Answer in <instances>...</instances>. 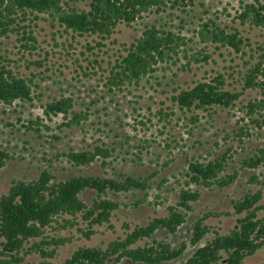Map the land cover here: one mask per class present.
<instances>
[{"label": "trees", "instance_id": "16d2710c", "mask_svg": "<svg viewBox=\"0 0 264 264\" xmlns=\"http://www.w3.org/2000/svg\"><path fill=\"white\" fill-rule=\"evenodd\" d=\"M198 0H0V41L15 36L20 47L29 55L37 46L36 26L44 15L52 23L58 24L64 32L78 37H96L97 47L103 46L119 31L121 25L127 27L142 20L144 16L169 10L187 13ZM264 30V0H255L240 7L232 25L222 27L214 20L202 21L197 35L203 44L214 45L216 50L231 49L249 59L244 60L246 72L241 78L240 91L230 86L223 75L218 74L203 81H197L187 88L178 87L171 100L173 106L184 115L193 113L189 121L195 125L199 119L197 112L209 116L219 109L235 108L245 91H254L257 96L241 107L249 126L264 127V42L253 46L239 27ZM185 38L176 34L170 27L157 20L145 24L142 33L129 45L123 44L114 62L108 61L106 82L108 92L122 91L127 86H138L162 65H176L181 59L187 60L182 70L189 69V62H208L210 55L201 50L190 55ZM206 48V47H205ZM249 49L247 53L246 49ZM87 49L93 48L87 45ZM98 56V55H97ZM101 68L98 60L93 61ZM103 62V60H102ZM40 67L38 61H27ZM91 63V62H90ZM14 60L0 55V102L11 106L16 101H32L35 74L27 77ZM71 97H62L44 105L47 118L62 115L68 120L66 127L78 126L87 114L73 110ZM157 112L159 122H166L172 110ZM212 112V113H210ZM245 119H242L244 121ZM41 121H30L31 126H39ZM30 126V128H32ZM166 127V125H164ZM243 135V126L240 127ZM37 131V130H36ZM248 134V133H247ZM141 149H145L142 145ZM113 148L96 145L91 150H69L58 154L73 167H87L100 162L102 167H112ZM137 162L140 158L133 154ZM231 157L223 153L210 161L189 160L185 173V186L175 204L167 207L163 216L152 217L145 225L126 226L125 237L110 241L106 248L79 247L61 264H108L119 263L124 259L134 264H173L180 259L189 246H198L205 237H213L181 264H243L246 258L254 255L264 246V179L254 175L250 184L259 186L239 199L231 201L232 209L226 212H204L194 223L189 242L182 241L178 246L166 240L154 238L159 230L176 234L186 223L193 203L201 194L190 185L206 189H224L235 183L239 171L256 169L264 164V147L257 149L252 156L240 162V169L226 173ZM13 157L0 148V171ZM157 172L145 176L114 174L111 177L99 175H77L57 179L49 169H44L37 178L17 180L0 197V264H23L26 258L38 255L40 261L29 264H51L61 246L72 241L71 237L50 235L51 231H65L77 228L85 238L96 233L95 227L109 224L121 203L108 197L109 193L126 194L140 192L147 194ZM159 187V186H158ZM161 187V186H160ZM95 193L88 204L83 193ZM144 200L140 201L143 202ZM139 202V203H140ZM138 202L135 205L139 204ZM221 216H237L236 226L227 233H220L206 223L208 219ZM84 227H79V225ZM142 243V244H140ZM264 264V263H263Z\"/></svg>", "mask_w": 264, "mask_h": 264}, {"label": "rangeland", "instance_id": "374dc122", "mask_svg": "<svg viewBox=\"0 0 264 264\" xmlns=\"http://www.w3.org/2000/svg\"><path fill=\"white\" fill-rule=\"evenodd\" d=\"M254 1L198 0L188 8L187 13L176 10L152 13L129 27L121 25L116 34L102 42L101 47L96 46L99 40L96 37H78L66 33L58 24L46 19V15L37 22V46L31 55L20 47L15 36L1 39L0 55L16 61L19 70L27 77H31V73L36 76L32 101H16L11 106L0 102V148L13 157L0 171V197L14 181L37 178L44 169L51 170L57 179L77 175L145 176L157 172L147 194L109 193L110 199L121 203L120 209L115 212L109 224L95 227L96 233L89 239L79 233L77 228L58 232L49 229L50 235L72 238L70 243L59 248L51 264H61L79 247L106 248L110 241L125 237L128 232L126 226L132 229L135 225H145L152 217L166 214L167 207L177 202L179 192L185 186V173L190 159L206 162L227 153L231 159L226 173H231L239 171L240 162L245 157L252 156L257 149L264 147V127L247 125L248 121L241 110L249 99L257 96L256 92L245 91L235 108L219 109L211 116L206 112H197L199 119L195 125L188 120L193 113L183 115L171 100L178 87L187 88L197 81L218 74L223 75L231 87L240 91L243 85L240 80L246 72L244 60L249 59V54L241 57L231 49L216 50L214 45L200 42L197 30L201 22L208 19L222 27L232 25L240 7ZM155 20L184 37L187 42L185 48L189 49L190 55L203 50L211 56L210 59L199 63L191 61L186 70L181 69L188 62L184 59L176 65H162L151 78L143 80L138 86L108 92L104 86L108 73L103 72L109 67L108 61L114 62L122 45H129L141 35L145 24ZM239 29L251 40L253 46L264 42V30L250 29L248 26ZM87 45L93 50L89 51ZM94 59L98 60L101 68L93 62ZM27 61H38L41 66L30 65L27 68ZM62 97H71L73 110L87 114L86 120L80 125L66 127L64 124L68 120L61 114L51 118L44 115V105ZM169 108L173 113L167 119L169 124L159 122L157 112L163 110V113H169ZM30 121L41 123L39 126H31ZM242 126L243 135H239ZM96 145L113 148L115 158L112 167H102L100 162L87 167H73L65 158H57L58 154L69 150H91ZM141 145L145 149H141ZM133 154L139 156V162ZM254 175L264 179V164L256 169L239 171L235 183L224 189L190 185L200 192L201 197L193 203V211L189 213L186 223L176 234L159 230L154 238L166 240L175 246L182 241L189 242L192 227L204 212L231 211L233 199L243 197L248 190L259 188L249 183ZM94 196L95 193L91 191L82 195L88 204ZM136 202L140 203L135 205ZM260 215H264V211ZM236 219L237 216H221L208 219L206 223L219 229L220 233H227L236 226ZM79 227L84 226L80 224ZM212 237L213 233L208 234L198 246L204 245ZM198 246H189L173 264L183 263ZM39 261L38 255H32L23 264ZM263 263L264 246L243 262ZM108 264L134 263L124 259L119 263L109 261Z\"/></svg>", "mask_w": 264, "mask_h": 264}]
</instances>
